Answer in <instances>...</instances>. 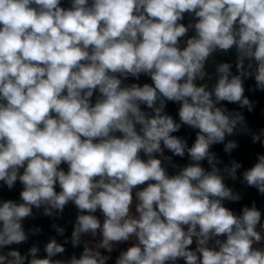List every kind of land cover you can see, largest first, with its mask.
Here are the masks:
<instances>
[{
    "label": "clouds",
    "instance_id": "clouds-1",
    "mask_svg": "<svg viewBox=\"0 0 264 264\" xmlns=\"http://www.w3.org/2000/svg\"><path fill=\"white\" fill-rule=\"evenodd\" d=\"M247 92L264 0H0V264H264V208L229 206V181L264 196V153L213 150L264 147Z\"/></svg>",
    "mask_w": 264,
    "mask_h": 264
},
{
    "label": "trees",
    "instance_id": "trees-1",
    "mask_svg": "<svg viewBox=\"0 0 264 264\" xmlns=\"http://www.w3.org/2000/svg\"><path fill=\"white\" fill-rule=\"evenodd\" d=\"M66 4V0H65ZM141 82H150L147 80V78L142 77ZM252 82L249 81L248 84L250 85ZM247 86V85H246ZM251 100L255 102V108L254 111L251 113H248L247 110H243L246 116V119L251 127L254 129L257 128H264V93L261 92H247L246 93ZM230 109L232 108H237L238 106L236 105H228ZM167 111L173 115L175 118L178 119L177 116V106L173 104H169L167 107ZM176 135L183 136L188 139L189 145H191L192 141L195 138V132L191 129H188L186 127L182 128L179 133H176ZM239 143V148L235 150L232 153V156L229 157L227 154L223 152V146L222 145H216L214 146L213 150L218 153V155L223 159L224 163H228L231 158H235L238 161H241L243 163V166L245 168L250 167L251 164L254 162L255 154L256 153H264V147H261L260 144H252L250 137L247 136H237L235 137ZM166 154L170 155V153ZM174 160L178 161L181 164L186 163V159L180 160V158H174ZM242 171V170H241ZM231 185H234V187L241 192L243 195V200L239 203H233L229 204L230 207L239 210V208L242 206V204L248 203L252 200H255L257 202L258 207L264 208V196H260L257 191L253 188H247L244 185H241L239 181L237 182H232L229 181ZM19 190H20V185L17 184L16 188L9 192L6 188L3 190H0V197L3 198H18L19 195ZM75 216V210L71 207L65 210L64 218L60 221H57L61 225H66L67 226V233L66 235L70 236L71 233V224L68 223L70 220H73ZM51 220L49 218H45L42 216H38L35 221H30L28 222V225L30 226L31 224H35L37 226H40L43 228V234L40 235L39 237H34L32 239H39L41 242V246L43 245L44 242L47 241V239L50 236L56 235L54 230L50 228ZM59 240H62L63 238L57 237ZM31 242V241H30ZM29 245H22L19 246L20 250L26 251L27 247ZM73 251L70 246H69V252ZM77 253L80 251V249L75 250Z\"/></svg>",
    "mask_w": 264,
    "mask_h": 264
}]
</instances>
